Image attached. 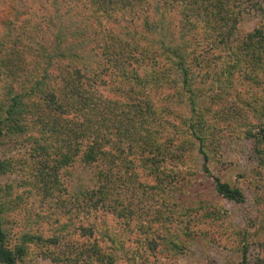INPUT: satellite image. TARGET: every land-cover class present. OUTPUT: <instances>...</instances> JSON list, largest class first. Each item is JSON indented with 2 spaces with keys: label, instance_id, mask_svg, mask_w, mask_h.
Here are the masks:
<instances>
[{
  "label": "trees",
  "instance_id": "trees-1",
  "mask_svg": "<svg viewBox=\"0 0 264 264\" xmlns=\"http://www.w3.org/2000/svg\"><path fill=\"white\" fill-rule=\"evenodd\" d=\"M253 6L259 22L237 38L233 0H0V144L28 146L49 199H107L120 170L143 171L153 181L147 187L164 195L152 228L136 238L142 253L174 258L201 237L247 264L245 230L185 186L197 173L195 154L215 195L242 202L241 188L210 166L222 165L223 133L250 138L251 181L264 208V6ZM9 164L0 158V174ZM12 189L0 185V264H17L30 243L52 246V254L71 229L97 233L137 264L141 252L125 243V221L117 229L103 217H46L43 235L36 213L17 228L21 195ZM256 245L253 264H264V238Z\"/></svg>",
  "mask_w": 264,
  "mask_h": 264
},
{
  "label": "rangeland",
  "instance_id": "rangeland-1",
  "mask_svg": "<svg viewBox=\"0 0 264 264\" xmlns=\"http://www.w3.org/2000/svg\"><path fill=\"white\" fill-rule=\"evenodd\" d=\"M233 2L236 26L232 30V36L238 38L258 24L260 11L253 8V5L263 7L264 0H233ZM103 92L107 94L106 91ZM244 115L247 116V113ZM219 148L222 165L210 166V170L221 180L239 186L244 200L237 203L216 196L212 190L211 179L203 176L199 170L200 158L195 154L193 156L197 173L185 186L186 191H189L194 199L216 202L223 206L230 223L248 234L246 260L247 264H253V257L258 252L256 241L264 238V208L260 201L255 200V196L261 195L262 190L255 193L254 183L251 181L250 172L254 166L252 140L223 133L220 136ZM0 158L10 162L9 170L0 174V185L9 184L13 188V196L21 195V202L15 204L13 215L17 228L25 224L23 221L27 223L33 221L36 213L41 215L38 225H41L43 235L49 234L46 217L49 220L54 218L66 220L71 217L75 224L80 222L86 224L85 219L91 216H96L98 220L103 217L107 224L117 229L123 221L129 224L130 230H127V227L122 228V232L125 231L127 235L125 243L136 247L139 253L144 249L143 245H137L136 238L145 237L144 231H150L152 228L153 211L159 207L158 203L164 194L159 188L151 191L147 187L153 181L150 176L144 175L143 171L128 175L120 170L122 179L112 180L108 185L110 192L107 199L96 200L95 196L90 200L84 198V201H80L70 199L66 193L60 198L49 199L43 190L44 185L38 180L34 161L28 158V146L5 138L0 144ZM25 162L30 164L29 169L20 170L22 166L20 164ZM119 232L118 230L117 233ZM230 241V243L234 242L233 239ZM114 246L116 244L113 245L106 238L101 239L95 232L87 235L71 229V234L57 243L52 254L57 257L58 263L65 264H129L118 250H113ZM52 248V246L45 247L40 242L30 243L26 255L17 264H53L54 261L50 258L52 254L47 252V249ZM106 253H112L113 263H109L105 258ZM140 254V258L135 262L137 264H142L143 261L144 264L148 262L150 264H236L240 260V253L235 249L224 248L201 237L186 244L185 250L174 258L144 252Z\"/></svg>",
  "mask_w": 264,
  "mask_h": 264
}]
</instances>
